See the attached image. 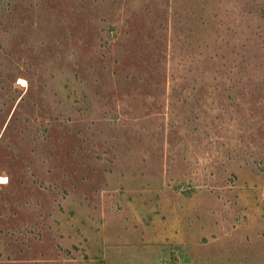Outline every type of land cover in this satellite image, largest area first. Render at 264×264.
Wrapping results in <instances>:
<instances>
[{"label":"rangeland","instance_id":"1","mask_svg":"<svg viewBox=\"0 0 264 264\" xmlns=\"http://www.w3.org/2000/svg\"><path fill=\"white\" fill-rule=\"evenodd\" d=\"M0 264H264V0H0Z\"/></svg>","mask_w":264,"mask_h":264}]
</instances>
